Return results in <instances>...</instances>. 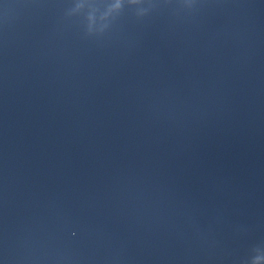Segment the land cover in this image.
<instances>
[{"label": "water", "instance_id": "water-1", "mask_svg": "<svg viewBox=\"0 0 264 264\" xmlns=\"http://www.w3.org/2000/svg\"><path fill=\"white\" fill-rule=\"evenodd\" d=\"M0 264H264V0H0Z\"/></svg>", "mask_w": 264, "mask_h": 264}]
</instances>
